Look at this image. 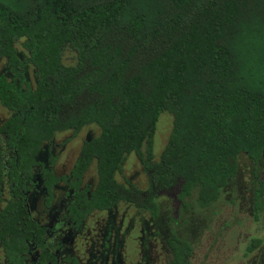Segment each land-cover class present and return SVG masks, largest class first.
<instances>
[{"label":"trees","instance_id":"obj_1","mask_svg":"<svg viewBox=\"0 0 264 264\" xmlns=\"http://www.w3.org/2000/svg\"><path fill=\"white\" fill-rule=\"evenodd\" d=\"M0 57V104L11 111L0 135L17 186L56 132L98 127L71 171L83 215L120 201L157 214L152 190L143 196L116 178L130 153L148 171L149 190L178 187L179 200L195 193L200 208L233 179L239 153L256 163L263 155L264 0H0ZM163 114L171 131L153 161ZM93 163L95 187L79 189ZM26 208L15 199L0 209V242L13 264L40 239ZM166 242L173 264L187 263L191 244L174 232ZM258 243L252 238L247 252Z\"/></svg>","mask_w":264,"mask_h":264},{"label":"rangeland","instance_id":"obj_2","mask_svg":"<svg viewBox=\"0 0 264 264\" xmlns=\"http://www.w3.org/2000/svg\"><path fill=\"white\" fill-rule=\"evenodd\" d=\"M16 47L20 56L24 58L26 52L21 47V41H18ZM64 59L66 63L73 61V54L67 51ZM5 67V59L0 57V73L5 70ZM27 70V77L34 84L32 68L29 67ZM8 116L6 109L0 105V121ZM171 126V116L161 115L154 136V160L158 159L164 148ZM97 133V127H85L67 146L66 151L73 154L76 148L78 151L79 143L81 144L85 138ZM63 137H68V134L60 135L59 141ZM237 163V173L234 178L222 190L220 197L205 208H200L196 204L194 193L190 197L187 208L181 209L180 203L174 199L176 188H173L165 194H157L159 216L154 217L155 219L132 204L130 206L122 202L111 212L93 213L86 223L85 230L89 228L93 230L92 225L101 224L103 226L105 222H108V225L114 227L113 231L112 228L107 227L108 230L116 233V236L117 233L119 234L109 243L114 240L117 244L119 241L124 243L125 233L122 231L121 223L129 227L126 240L131 248L124 244L121 253L123 260L128 264H170L171 257L165 239L172 230L176 231L179 237L192 243L191 264H252L253 261L260 260L264 256V244L250 254H245V249L252 238L264 239V211L259 212V218L254 220L257 213L253 210V188L255 186V179L252 180L253 161L246 153L241 152L238 154ZM261 168H263L261 175L264 178V161ZM93 169L95 170L94 166ZM91 171L88 172L89 175H86L87 179L93 175ZM126 179L139 189H145L149 181L144 165L133 153L127 157L122 172L117 174V180L120 183H124ZM163 202L164 206L161 205ZM166 211L167 214H165ZM174 214L176 216H173ZM110 220H112L111 223H109ZM74 250L81 264H91L92 260H96L94 252L89 251L90 245L78 251L75 247ZM261 264H264V259Z\"/></svg>","mask_w":264,"mask_h":264},{"label":"flooded vegetation","instance_id":"obj_3","mask_svg":"<svg viewBox=\"0 0 264 264\" xmlns=\"http://www.w3.org/2000/svg\"><path fill=\"white\" fill-rule=\"evenodd\" d=\"M6 63L7 62L5 60V65ZM3 72H6V67L5 70L2 71V73ZM0 105L4 107L2 104ZM4 109H6V112H8L9 115L5 119L7 120L11 116V111H9L5 107ZM5 120L0 121V125ZM87 126L97 127L94 124H88L80 129L77 133H74L70 129L58 131L50 140L43 142L41 144V149L36 155L37 163L33 166L30 172L31 174L23 176V178L25 179V184L22 187L17 186L14 182H12V179L9 175V160L12 158V154L5 140L0 135V209L3 208L4 205L9 201H14L15 199L20 200L27 207L26 209L28 211L30 219L40 229V231H38L40 239H30V241L28 240L26 243V247L22 251L18 252L17 257L20 259L19 264H81L74 249L76 247V250L78 251L82 248H86L88 245H90V253L94 252V256L96 259L92 260L91 264H128L127 261L125 262L123 260L121 253L124 248V244H126L127 247L131 248V246L127 245L128 241L126 240L129 233V227L124 226V224L121 223L123 228L122 231L125 233L123 235L124 243L119 241L117 244L116 241L114 242V240L109 243V241L116 236V233L108 230L107 227L112 228V225H108V222H105L103 226H101V224L95 226L92 225V227H94L93 230L90 228L85 230V228L87 221L91 218L93 213L95 214L99 212H111L118 206V204L122 202H125L123 204L127 203L128 205L132 203L128 201H120L115 206L109 209L92 210L83 215V209L81 207H78V203L75 204L76 202L74 201V196L76 193L75 181H77L76 178H73L71 176L74 162L79 155V151L83 142L90 140L98 133L85 138L81 144L79 143L80 145L78 144L77 146L79 147L78 151H76V148L73 154H69L66 149L67 146L75 140L76 136ZM97 130L99 132L98 127ZM63 134H68V137H63L62 140L59 141L60 139H58V137ZM133 154L141 162L139 156H137L135 153ZM154 155L155 154L153 153V161H157L154 160ZM263 155L258 163L253 162L254 168L252 172V180L255 179V186L253 188V210L257 213L254 216V220H257L259 218V212L264 211V190L261 197H258L256 199L255 196V190L261 185L260 182L264 181V178L261 175L263 173V168L260 169L264 161ZM93 166L95 167L94 163L90 165L88 170H86V172L80 179L79 189H87L88 192H90L95 187L97 183V176L96 170H92ZM89 171H91V173L93 172V175L87 179L86 175ZM123 184L126 185L133 183L126 179ZM135 187L139 189L137 186ZM149 188H151L150 180L148 181L147 187L145 189H139L141 191L140 194L145 196L147 195V193H151V190L152 192H154V194L156 195L155 202L158 207L157 214L154 215L149 210L139 208L134 204L132 205L141 210V212L148 213L153 219L159 216V205L157 203L159 193L165 194L169 190L176 188L174 199H176L180 203L181 209L187 208L190 197H192L190 196L188 198H185V202L179 200L177 197V194L179 192L178 187H171L170 189L160 191H156V189L149 190ZM258 203L261 207L259 209L256 208V204ZM71 205H76L75 207L79 209L75 215H73L71 212ZM161 205L164 206V202ZM164 209L166 210L165 207ZM165 214H167V211L165 212ZM173 216L176 215L174 214ZM173 220L176 221L175 219ZM111 221L112 220H110L109 223H111ZM111 230L113 231L114 227ZM172 232L177 235V232L174 230L170 231L169 234ZM169 234L167 235V237L169 236ZM118 236L119 234L117 233L116 238ZM132 239L133 238L131 236V242L133 241ZM250 241L248 242V244L250 243ZM189 243L191 244L192 250L186 257L187 263L185 264H191L190 260L192 257L193 245L191 242ZM263 244L264 239H260V243H258V245L253 250L248 252L246 246L245 254L252 253L258 247L261 248ZM169 253L171 257L170 264H173L172 252L170 249ZM263 259L264 256L261 257L260 260H255V262L253 261L252 264H261V261ZM130 261H132L131 258ZM0 264H13V261L9 257H7L5 249L3 248L1 242Z\"/></svg>","mask_w":264,"mask_h":264}]
</instances>
